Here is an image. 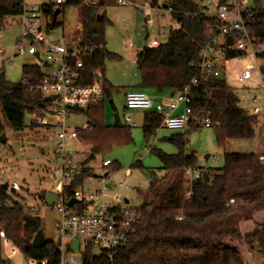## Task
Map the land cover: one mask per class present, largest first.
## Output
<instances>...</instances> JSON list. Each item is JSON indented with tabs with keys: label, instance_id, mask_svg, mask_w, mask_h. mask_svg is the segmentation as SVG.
<instances>
[{
	"label": "trees",
	"instance_id": "trees-1",
	"mask_svg": "<svg viewBox=\"0 0 264 264\" xmlns=\"http://www.w3.org/2000/svg\"><path fill=\"white\" fill-rule=\"evenodd\" d=\"M228 1L219 0V3ZM115 5H119L117 0H67L59 5L61 12L66 7L80 10L82 32L78 46L87 53L78 61H69L79 75V84L90 86L99 73L105 95L100 106L77 112L87 117L88 127L76 131L79 139L90 148V157L82 162V178L65 189L67 197L81 190L91 176L87 167L89 161L116 143L132 141L128 127L105 123V103L115 88L104 78L105 61L121 60L106 49L105 42L106 7ZM151 5L171 9L170 17L180 28L169 32L166 43L155 48L145 46L137 54L140 89L156 94L180 93L189 86L186 108L198 119L197 123L189 125L192 127L189 131L200 129L201 122L206 119L219 123L220 127L213 129L216 143L224 151V165L217 169L206 168L202 178L192 183L188 189L191 195L186 197L188 190L183 187V173L188 168H199L196 157L186 154L189 131L167 139L177 148L176 154L169 155L153 148L151 151L159 158L165 176L157 178L145 169L151 175L150 186L146 193L140 194L141 203L137 208L140 220L130 244L113 258L89 246L81 252V264H247L233 244L244 239L250 250L258 247L264 254V224L255 220L258 214L264 213V164L259 161L258 154L232 153L228 147L232 141H250L256 137L257 116L240 106V98L227 84L222 70L218 77H207L192 85V80L201 74V53L218 38L222 23L215 16L204 13L199 0H163L162 3L152 0ZM44 8L49 10L48 16L52 15L50 6ZM25 9V0H0V29L8 19L21 16ZM243 19L249 35L257 40L258 57L264 60V0L249 9ZM59 26L61 24L55 21L46 25L48 32ZM232 41V37H227L226 47L231 46ZM76 43L77 38L72 39V45ZM224 57L229 61L245 57V54L226 49ZM45 69V65L24 66L19 84L8 82L4 72L0 74V137L6 131L3 119L11 132L21 133L26 129V115L31 116L36 107L48 105L49 100L33 90L43 84L47 75ZM161 123L159 114H145V135L159 129ZM29 127L41 125L32 121ZM136 167L144 169L141 162H137ZM117 169L116 165L114 170ZM58 190V186H54L53 191ZM18 198L15 191L9 193L8 188L0 185V203L6 199L14 202L11 208L0 207V232L14 249L32 262L60 264L61 249L56 242L42 238L40 216L25 214L24 204ZM179 217L182 220H178ZM250 221L255 223V229L243 235L241 224ZM0 264H11L3 254L1 237Z\"/></svg>",
	"mask_w": 264,
	"mask_h": 264
},
{
	"label": "rangeland",
	"instance_id": "rangeland-1",
	"mask_svg": "<svg viewBox=\"0 0 264 264\" xmlns=\"http://www.w3.org/2000/svg\"><path fill=\"white\" fill-rule=\"evenodd\" d=\"M66 1L64 0V2ZM162 1L159 0V3ZM127 2V4L106 7V49L121 57V60L107 59L105 61L104 78L115 87L111 90L110 98H107L105 103V123L108 126H114V115L117 114L120 118V126L129 128L132 141L126 144L116 143L105 153L96 155L93 160L89 161L87 167L90 169L91 176L85 180L81 189L92 193H104L107 196V203H113L112 197L120 195L123 199L129 200L132 206L138 207L141 203L140 194L146 193L150 186L151 178L146 170L152 172L157 178L165 176V172L161 170L162 164L159 158L151 150L156 148L169 155L176 154L177 148L167 139L177 134H184L192 127H187L185 130H169L160 127L151 134L145 135L143 120L146 112L125 109L126 94L139 91L141 85V75L136 65L137 54L152 40L158 38L160 32L163 31L166 34V39H159L160 42L166 43L169 32L180 28V25L170 16L167 18L157 17L154 15V11L143 7L146 2L151 3L152 0H127ZM25 3L27 9L39 7L41 11L44 6H50L52 15L45 17L41 14L43 29H46L47 23L52 24L53 21L61 26L45 33V38L49 42L60 41L65 44L66 41L70 42V39L79 37L77 28L80 21L79 8L66 7L61 12V6L56 4L57 0H25ZM240 3L245 8H254L257 4L263 3V0H240ZM148 15L152 16L151 20L147 19ZM10 21L11 19H8L5 27L0 29V50H2L0 53V74L4 72L8 82L19 84L23 79V67L26 65L44 66L45 54L44 50L40 48L41 61L35 56L18 54L17 47L22 44L27 45L29 42L22 37L20 27L11 26ZM129 44L132 46L130 47ZM248 64L261 66L264 65V60L255 61L247 57L229 60L226 62L224 75L227 84L236 90L240 98V106L247 111L260 110L264 108V90L256 89L260 77L255 76L254 80L250 82L254 91L245 90L244 94L247 99L241 98L244 89L236 79ZM146 92L152 97L156 95L152 91ZM255 96L259 98L256 104L250 101ZM261 113L264 119V109ZM127 117L131 119L130 122H127ZM3 121L6 125V140L0 142V185L9 187L13 182L17 183L20 187V190L16 191V194L20 196L17 200L28 206L40 207L42 238L46 241L57 242L59 236L55 225L60 215L57 211L44 205L43 196L48 191L55 192L53 186L56 181L53 178V173L59 165L57 149L60 142L58 136L60 129L42 125L38 128H30L32 118L30 115H26V129L21 133H13L7 127L4 119ZM67 126L73 129H86L87 117L84 114L75 113L67 121ZM263 133L264 130L260 131L250 142H230L229 148L233 151L257 149ZM261 138L263 139L262 146L257 152H264V137ZM186 139V154L196 157L199 168L217 169L223 167L224 151L216 143L213 128L202 126L198 130H191L187 133ZM79 144L77 153L71 155L74 163H82L90 157L89 147L80 139ZM229 148L228 151H230ZM206 156H209V159H206ZM213 157H216L217 161H213ZM106 160H109L113 165L104 168L103 162ZM137 162H141L144 169L136 167ZM116 165L118 169L114 170ZM106 174H108L107 177H105ZM94 176H99L100 179H96ZM103 181L112 184V187L104 189ZM119 183H124L126 187L119 188ZM99 202L101 201L99 200ZM74 211L77 214L91 213V210H83L81 205L76 206ZM256 218H259L258 223L264 224V213ZM254 229L253 221L241 225L243 235L254 231ZM233 245L240 250L247 264H264V254L259 251L258 247L250 250L244 239ZM70 248V254L74 257L80 256L79 242H72ZM11 250L12 247H7L5 254L10 253ZM94 251L97 252V249ZM31 263V260L17 250L11 260V264Z\"/></svg>",
	"mask_w": 264,
	"mask_h": 264
},
{
	"label": "built area",
	"instance_id": "built-area-1",
	"mask_svg": "<svg viewBox=\"0 0 264 264\" xmlns=\"http://www.w3.org/2000/svg\"><path fill=\"white\" fill-rule=\"evenodd\" d=\"M118 4H127V0H117ZM203 12L207 15L215 16L222 26L219 30L218 38L207 45L202 51L201 58V74L200 77L192 80V85H197L200 80L207 77H218L220 75L219 60L224 57L225 50L241 52L245 57L251 58L255 61L261 60L255 50L256 39L252 38L246 25L244 23L243 15L251 8H245L240 0H230L226 4H220L219 0H199ZM64 0H57V5H62ZM87 4V2H86ZM96 4V1L93 2ZM143 7L154 11V15L161 16V13L171 14V9H165L162 6L153 7L151 3L146 2ZM47 11V12H45ZM49 10L46 8L41 11L39 7L25 9L24 13L14 19H11L9 24L11 26H19L22 32V37L28 40L27 45H20L17 47L18 54H28L35 56L41 61L40 48L44 50L45 72L46 78L43 84L35 87L36 92L42 95L43 98L49 100L45 107H36L31 114L32 121L42 125L59 128V139L57 149V158L59 165L53 173V178L56 181L54 186H58L59 198L57 202L51 206L53 210L60 215L55 227L58 238L61 239L62 245L60 247L62 252V259L60 264H81L82 255L74 257L70 254V244L74 241L79 242L81 252L87 247L91 246L99 252H104L110 258L120 250L125 249L131 242L135 227L137 226L140 215L137 210L138 207L132 206L130 201L125 202L120 195L112 197L113 203L106 202V195L101 192L92 193L89 191L76 190L73 196L67 197L65 189L71 184L82 178V163H74L71 155L77 153V146L79 145V137L76 129L67 126L68 119L75 113L86 111L91 108L100 106L104 100V90L101 83L100 74L99 80L96 76L90 86H82L79 84V75L73 70L69 61L80 60L85 57L87 51L79 48L78 41L81 38L82 25L79 22L77 43L72 45V39L65 44L60 41L49 42L45 38L46 29L42 27V15L48 16ZM42 14V15H41ZM227 37L233 38V44L226 47ZM166 39V34L160 32L159 37L152 40L147 47L155 48L160 46V40ZM131 47L132 45L129 44ZM2 50H0V53ZM264 52V51H263ZM262 68L264 65L248 64L243 72L236 77L238 83L242 86H247L252 82L255 76L260 77V82L256 86L258 90H264V79L262 78ZM190 94V87L187 86L182 92L167 100L155 103L151 97L145 92L134 91L126 95L125 109L127 111H145L146 113H157L162 118L161 127L169 130H185L190 124L198 122L196 116H191L186 108L188 96ZM244 95H241L243 98ZM259 98L254 97L253 103H258ZM184 106L183 110H178ZM178 112V113H177ZM259 109H252L251 114L257 116ZM130 122L129 117L126 118ZM204 128L220 127L219 123H212L209 119L201 122ZM264 137V133L261 134ZM260 137L257 150L262 146V138ZM67 140L72 141L70 145ZM259 161L264 164V152H257ZM217 161L216 157L212 158ZM112 163L109 160L103 162L104 168H109ZM205 169L202 168H188L183 173L184 189L188 190L194 181L202 178ZM104 182V189H106V182ZM119 188L124 189L126 185L119 183ZM9 193L20 190L17 183L13 182L9 187ZM191 192L188 190L185 194L189 197ZM71 199L78 200L72 208L68 206ZM99 200L101 202H99ZM45 205V204H44ZM81 205L83 210L90 211L89 214H77L74 210L76 206ZM13 207L14 202L6 199L0 207ZM46 206V205H45ZM24 213L31 216L40 215L39 206H28L24 204ZM178 220H182L179 217ZM2 239L3 254L8 260L16 254V249L11 246L10 241L5 237L3 232H0ZM7 247H12L10 253L5 254ZM31 264H37L32 262ZM41 264H47L42 262Z\"/></svg>",
	"mask_w": 264,
	"mask_h": 264
},
{
	"label": "crops",
	"instance_id": "crops-1",
	"mask_svg": "<svg viewBox=\"0 0 264 264\" xmlns=\"http://www.w3.org/2000/svg\"><path fill=\"white\" fill-rule=\"evenodd\" d=\"M161 16H163V17H165V18H167L168 16H170L169 14H165V13H162L161 14ZM160 16V17H161ZM151 17L152 16H150V15H148L147 16V19L148 20H151ZM80 22V21H79ZM67 42V41H66ZM228 60H226L225 58H221L220 60H219V62H218V64H219V68H220V70H222L223 72H224V70H226V62H227ZM263 66V65H262ZM243 72V71H242ZM241 72V73H242ZM240 73V74H241ZM240 74H238V75H240ZM237 75V76H238ZM262 78H264V75H262ZM251 83H249L246 87L245 86H242V85H240V86H242L243 87V89H244V91L242 92L243 94L242 95H244V97L242 98V99H245L246 98V95L244 94V92H245V90H250V91H254L255 89H253V88H251V85H250ZM258 90V89H257ZM139 91H141V92H145L149 97H151L152 98V100L155 102V103H158V102H161V101H163V100H167V99H169V98H171L172 97V93H169V92H165V93H163V94H156V95H154V97H152L150 94H148L146 91H143V90H141V89H139ZM129 93V92H128ZM127 93V94H128ZM126 94V95H127ZM256 97V96H255ZM247 99V98H246ZM250 100V99H249ZM250 101H252L253 102V98L250 100ZM183 108H184V106H182L179 110H178V112H180V111H182L183 110ZM264 109V108H263ZM263 109H260L259 110V113H258V115H257V119H258V124H257V134L258 133H260V131H262V130H264V119H263V117H262V110ZM177 112V113H178ZM248 113L249 114H251V110L250 111H248ZM77 114V113H76ZM147 114V113H146ZM69 120V119H68ZM144 120H145V117H144ZM144 120H143V125H144ZM87 127H88V125H87ZM233 142V141H232ZM250 142V141H249ZM68 143L71 145L72 144V141H70V140H68ZM231 143H229V145H230ZM80 145V144H79ZM229 148V147H228ZM229 152H232V153H239V154H256L257 153V149H253V150H251V151H242V150H231L230 148H229ZM89 151H90V148H89ZM107 184H110V183H107ZM54 187V186H53ZM112 187V184H110V188ZM109 189V188H108ZM263 213H261V215H262ZM258 215H260V214H258ZM257 215V216H258ZM256 216V217H257ZM255 220H256V222H259V218H255ZM243 224V223H242ZM241 224V225H242ZM242 231V230H241ZM249 233V232H248Z\"/></svg>",
	"mask_w": 264,
	"mask_h": 264
},
{
	"label": "water",
	"instance_id": "water-1",
	"mask_svg": "<svg viewBox=\"0 0 264 264\" xmlns=\"http://www.w3.org/2000/svg\"><path fill=\"white\" fill-rule=\"evenodd\" d=\"M45 12H47V11H45ZM96 78H97V80H99V76H98V75L96 76ZM176 94H177L176 92H173V93H172V96H175ZM114 118H115V125H118V124L120 123V118H119V116H118L117 114H115V115H114ZM5 140H6V136H5V135H3V136L0 137V142H5ZM206 159H209V156H206ZM82 166H83V164H82ZM94 178H96V179H100L99 176H94ZM149 178H151V175H149ZM105 187H106V188H110V184H106ZM4 188L7 189L8 186L5 185ZM58 198H59L58 194H56L55 192H52V191H48V192L45 194V197H44V204H45L46 206H48V207H51V206H53V205L57 202ZM125 202L128 203V200L126 199ZM78 203H79L78 200H76V199H71V200L69 201V203H68V206H69L70 208H72L75 204H78ZM61 245H62L61 239L58 238V240H57V242H56V246H57L58 248H60Z\"/></svg>",
	"mask_w": 264,
	"mask_h": 264
}]
</instances>
